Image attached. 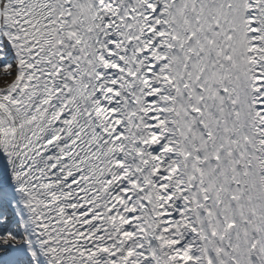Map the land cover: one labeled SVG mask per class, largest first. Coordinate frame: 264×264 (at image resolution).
Masks as SVG:
<instances>
[{"label": "bare ground", "instance_id": "obj_1", "mask_svg": "<svg viewBox=\"0 0 264 264\" xmlns=\"http://www.w3.org/2000/svg\"><path fill=\"white\" fill-rule=\"evenodd\" d=\"M1 1L0 30L14 76L0 85V193L17 198L45 264H110L120 256L125 264H155L147 251L124 112L122 0H100L99 11L100 90L95 97L108 149L105 212L86 176L89 171L77 167L74 150L81 56L78 0H32L33 13L29 0ZM135 2L137 114L163 263L206 264L172 108L168 0ZM257 10L258 0H245L242 54L264 196V61ZM231 161L234 166L232 155ZM200 165L198 157L201 171ZM236 194L243 216L238 188ZM208 218L213 230L209 210ZM214 243L222 264L216 238ZM248 249L253 252L250 245ZM249 260L252 264L251 254Z\"/></svg>", "mask_w": 264, "mask_h": 264}, {"label": "rangeland", "instance_id": "obj_2", "mask_svg": "<svg viewBox=\"0 0 264 264\" xmlns=\"http://www.w3.org/2000/svg\"><path fill=\"white\" fill-rule=\"evenodd\" d=\"M29 1L31 8L30 12L33 13V9L31 6V3L33 5V2L32 0ZM1 2L2 1L0 0V28L4 15V12L1 8ZM1 33L2 32L0 30V47L2 49V53L5 57L6 62L0 68V85L4 84V82L9 81L14 76L12 74L14 62H12L11 58L6 54L5 45ZM0 199L8 203L10 210L14 213L16 217V222L21 224L27 233L25 242L12 243L7 241V239L4 237L5 232L0 230V264H27L28 259H30L34 264H45L44 261L37 254V249L34 243L31 241L30 230L25 220L24 213L18 205L19 202L17 201V198L10 196L9 194L0 193ZM252 247H255V245H253ZM20 248H25L28 251L19 252Z\"/></svg>", "mask_w": 264, "mask_h": 264}, {"label": "trees", "instance_id": "obj_3", "mask_svg": "<svg viewBox=\"0 0 264 264\" xmlns=\"http://www.w3.org/2000/svg\"><path fill=\"white\" fill-rule=\"evenodd\" d=\"M6 62L5 57L2 53L0 47V68ZM0 230L5 232L4 237L8 242L18 243L26 241V231L24 227L16 222V217L14 213L10 210L7 202L0 199ZM24 264V263H20ZM27 264H34L30 259H28Z\"/></svg>", "mask_w": 264, "mask_h": 264}, {"label": "water", "instance_id": "obj_4", "mask_svg": "<svg viewBox=\"0 0 264 264\" xmlns=\"http://www.w3.org/2000/svg\"><path fill=\"white\" fill-rule=\"evenodd\" d=\"M85 20H86V31H87V33L89 34V31H90V27H91V16H90V14L88 13V15L87 16H85ZM90 49H89V41L86 43V51L88 52ZM87 57L89 58V54L87 55ZM86 72H87V74H89L90 73V66L89 65H87V69H86ZM88 78H89V76H88ZM89 118V114L88 113H86V119H88ZM86 143H87V141H86ZM94 157V159L95 160H97V158H96V156L95 155H93ZM94 162H96V161H94ZM93 183L94 184H96V188H97V192H98V199H99V202H100V204H104V199H103V188L102 187H100V186H97V179H95L94 181H93ZM246 190H247V188H246ZM246 195H247V191H246ZM246 201H247V204H248V215H249V217H253L252 216V210H253V207H252V205H250V203H249V199H248V195H247V198H246ZM104 209V208H103ZM250 219V218H249ZM256 246H257V248H255L254 249V251L256 252V255H257V257H258V260H259V264H264V257H263V244L261 245V244H259L258 242H256ZM258 253H259V255H258ZM114 264H120V262H116V263H114Z\"/></svg>", "mask_w": 264, "mask_h": 264}]
</instances>
